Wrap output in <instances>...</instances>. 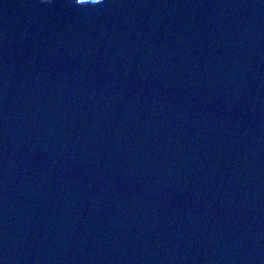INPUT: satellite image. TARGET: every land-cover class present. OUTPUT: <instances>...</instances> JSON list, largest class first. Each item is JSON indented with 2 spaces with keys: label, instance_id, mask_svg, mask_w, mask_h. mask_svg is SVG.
<instances>
[{
  "label": "water",
  "instance_id": "obj_1",
  "mask_svg": "<svg viewBox=\"0 0 264 264\" xmlns=\"http://www.w3.org/2000/svg\"><path fill=\"white\" fill-rule=\"evenodd\" d=\"M0 264H264V0H0Z\"/></svg>",
  "mask_w": 264,
  "mask_h": 264
},
{
  "label": "clouds",
  "instance_id": "obj_2",
  "mask_svg": "<svg viewBox=\"0 0 264 264\" xmlns=\"http://www.w3.org/2000/svg\"><path fill=\"white\" fill-rule=\"evenodd\" d=\"M43 2L48 3L50 0H43ZM78 3H91L93 5L103 3V0H77Z\"/></svg>",
  "mask_w": 264,
  "mask_h": 264
}]
</instances>
